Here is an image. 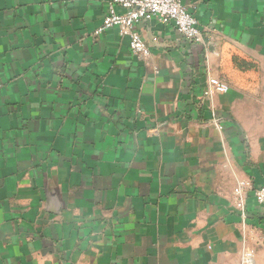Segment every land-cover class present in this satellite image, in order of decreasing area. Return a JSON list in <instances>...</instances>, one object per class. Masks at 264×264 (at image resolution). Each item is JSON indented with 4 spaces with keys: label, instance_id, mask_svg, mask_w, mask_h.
<instances>
[{
    "label": "crops",
    "instance_id": "0c3cea01",
    "mask_svg": "<svg viewBox=\"0 0 264 264\" xmlns=\"http://www.w3.org/2000/svg\"><path fill=\"white\" fill-rule=\"evenodd\" d=\"M184 5L141 58L107 0H0V264H264V0Z\"/></svg>",
    "mask_w": 264,
    "mask_h": 264
},
{
    "label": "built area",
    "instance_id": "2783aa9c",
    "mask_svg": "<svg viewBox=\"0 0 264 264\" xmlns=\"http://www.w3.org/2000/svg\"><path fill=\"white\" fill-rule=\"evenodd\" d=\"M157 19L162 25H172L176 32L191 43H202V31L196 16L184 5V0H107V11L97 35L117 28L120 36L129 40L133 55L148 58L151 54L149 46L137 30L139 23ZM153 41H157L154 39ZM229 86L224 82H209L204 92L206 98L214 94H227ZM255 200L264 206V187L255 190ZM244 264H253V254L247 253Z\"/></svg>",
    "mask_w": 264,
    "mask_h": 264
}]
</instances>
